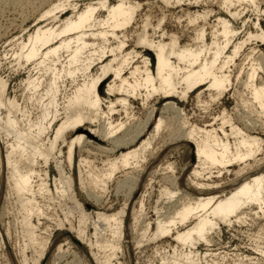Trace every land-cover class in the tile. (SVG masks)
<instances>
[{
  "label": "bare ground",
  "instance_id": "obj_1",
  "mask_svg": "<svg viewBox=\"0 0 264 264\" xmlns=\"http://www.w3.org/2000/svg\"><path fill=\"white\" fill-rule=\"evenodd\" d=\"M244 2H250L256 12L264 15L258 0H224V5L231 15L230 9ZM96 5V7L89 5L76 18H66L62 21L60 29H56L54 25L38 27L27 42L22 40L18 44V49L11 59L19 68L32 66L28 77L21 82L23 92L28 94L31 108L22 105L16 94L11 96L8 80L0 77V169L3 176L1 178H5L6 185L4 201L11 191L15 202L20 203L24 210V223L28 229L24 252L28 247L35 250L37 257L33 258V264H42L51 243L38 239L37 227L32 223L33 218L47 215L48 209L40 206V199L51 201L56 196L60 200L68 199L73 207L64 212L66 218L75 212L85 224L91 219V214L86 209L88 205L81 203L77 197L72 172L67 174L65 171V162L71 169L73 168L77 149L80 156L82 152L90 153L91 150L95 155L100 153L107 156L103 162L104 167L98 171L92 170L93 162L87 156L80 160L79 183L84 191L89 193L91 190H99L103 193L118 173H125L126 178L118 182L116 190L122 191L131 183L129 187V184L126 186L128 199L123 209L112 214L98 212L96 220L91 221L96 236L106 228H109L113 235L110 242H105L103 237L96 239L98 249L111 251L110 254L104 255L103 261H99L90 248V253L95 257L97 264H111L116 252L121 250L120 244L126 239L125 218L129 202L140 185H143L142 175L151 163L147 162V156H150L149 150L153 148V142L159 136L164 121L158 117L151 135L145 137V132L149 131L147 126L155 117L154 111L141 131L118 136L120 125L114 124L112 120L114 104L126 107L130 99L139 94L144 101L157 96L166 102L164 107L167 110L184 113L172 99L177 97L185 101L190 93L205 87L203 94L208 92L211 102H216L226 92L234 90V94L239 97L240 105L256 117L255 120L247 121L248 132L256 133L264 129V68L256 61H252L249 67L242 65L243 68L240 70L235 66L237 58L247 44L253 40L264 43V31L259 22L255 24V28L261 32L250 33L243 41H238V32L225 20H220L221 27L212 32L211 43L206 42L204 28L197 33L193 45H185L182 48H178L175 37H172L169 44L148 43L143 39L140 43L146 45L148 47L146 50L154 52L156 56L154 74L149 57L134 49H126V41L120 40V34L135 20L138 7L129 1L110 4L106 0H100ZM64 7L65 5L56 6L49 12L53 15V21L59 19L56 10H62ZM99 7L107 11V17L97 21L95 14ZM231 16L234 17L235 13ZM111 39L115 41L114 44H110ZM95 65H99V70L92 73ZM110 76L114 77L112 81H109ZM80 77L83 79L81 84L77 81ZM68 79L74 84L76 82V85L70 95L64 98L61 107L59 98ZM131 80L134 83H130ZM105 83H108L106 88L108 96L117 92L126 95L117 98L116 103L109 99L107 112L102 110L103 102L99 92ZM125 84L128 85L127 88L124 87ZM239 84L243 87L242 91L238 89ZM199 96L201 94H198ZM207 106L210 107L208 103ZM214 121L220 122L221 125L218 124L216 128L212 124L210 130L194 128L187 131L181 140L187 148L189 147L188 157L190 156L189 159L193 162L186 181L188 188H180L182 182L178 184L176 177L172 188L165 187L161 191L162 198L175 202V209L169 214L157 217L155 232L152 240H149L156 241L158 238L174 235V231L180 229V226L191 223L183 231L176 232L175 240L181 245L182 250L178 252L174 249L172 255L165 254L162 256L161 264H209L206 255L203 256L197 251L198 245L212 243L213 234L219 235L223 227L231 228L247 222L254 223L258 217L264 216V158H259L264 153V137L245 133L234 126L225 110L221 116L214 118ZM87 124L95 125V128H86ZM227 125L230 126V133ZM106 142L110 144L109 148L104 146ZM64 146L67 147L66 153L63 152ZM115 153L119 156L111 158ZM51 165H55L58 172V177H54L53 181L56 195L49 183ZM233 166L240 168L237 172L238 177L236 176L239 180L235 182L236 184L230 185V190L226 191L227 183L210 184L198 179L205 177V174L212 175L213 169L219 174L222 171H229L228 169ZM82 167L90 169L82 170L87 174L86 178L83 177L85 174H82ZM128 169L131 173L126 172ZM137 169L142 175L136 178L128 176ZM173 169L172 165L164 168L172 171ZM88 196L95 203H101L102 196L96 193ZM142 198L136 199L139 209L132 203L134 207L132 209L130 206L129 212L132 217L130 233L133 234L130 238L138 246L146 240L151 226L147 223L145 229L138 231L141 238L139 240L135 238L134 231L138 230L135 227L145 216ZM86 236V228L79 229L74 236L76 244L86 246L85 242H89V245H92ZM62 246V244L58 246L57 257L65 253ZM258 252L264 254L262 249ZM211 264L218 262L213 260Z\"/></svg>",
  "mask_w": 264,
  "mask_h": 264
},
{
  "label": "rangeland",
  "instance_id": "obj_2",
  "mask_svg": "<svg viewBox=\"0 0 264 264\" xmlns=\"http://www.w3.org/2000/svg\"><path fill=\"white\" fill-rule=\"evenodd\" d=\"M98 1L100 0H0V77L8 80L10 88L9 93L11 96L16 94L15 96H17L22 105L25 104L31 108V102H29L27 98L28 94L23 92L21 82L23 83L24 79L28 77L30 74L29 70H31L32 66L19 68L15 66L13 59H11L14 52L18 49V44L22 40L27 42L29 36L36 33L38 27H49L54 25L56 29H60L62 21L66 18H76L85 11L89 5L96 7ZM106 1L110 4H116L119 1H129L138 7L135 20L123 30L124 32L120 34V40L126 41V49H134L149 57L151 64H153V67H150L154 74H156V56L154 52L146 50L148 48L146 45L140 43L143 39L148 43L161 42L169 44L172 37H175L178 48H182L185 45H193L197 33L204 28L206 30V42L211 43L212 32L221 27L220 20L228 21L230 26L235 28L238 32V41L245 40L250 33L256 34L258 31L261 32L259 29L257 30L255 28V24L258 22L261 25V29L264 31V15L256 12L250 2H244L237 7L231 8V15L235 13V16L232 17L228 13L226 5H224V0ZM261 1L263 3H261ZM261 1L258 0V3L260 2L261 10H264V0ZM61 5H65V7L62 10H56L55 13L59 19L53 21V15H50L49 12L56 6ZM95 16L97 21L105 19L107 17V11L99 7ZM236 39L237 38H235V40ZM90 42L97 43V41L93 40H90ZM112 43H115L113 39H111L110 44ZM253 48L254 51H252ZM248 57H250V59H248ZM137 61L139 62L140 59H137ZM246 61H248V63H246ZM252 61L261 63L264 68V43L260 40H253L246 45L245 49L241 51L239 58H237L235 66L240 70L242 65L249 67ZM98 70L99 65H95L91 71L92 73H97ZM128 75L129 74H127V76ZM113 79V76L109 77V81ZM77 81L81 84L83 79L80 77ZM130 83H134L133 80H131ZM107 84L105 83L102 85L99 90L103 102L102 110L104 112L108 111L109 99H111V102L116 103L117 98L126 96L118 92L112 96H108L106 92ZM75 85L76 82L75 84L72 83L71 79H68L64 83L62 89L63 93L59 98V102L62 104L61 107L64 104V98L70 95ZM127 86L126 84L124 85L125 88H127ZM204 89L205 87H201L199 91L190 93L189 98L185 101L177 97L172 99V101L176 102L178 106L184 110V113L167 110L164 107L166 102L162 101L160 97L157 96L150 97L148 100L144 101L139 94L137 97L131 98L128 104H126V107H123L121 104H114L115 111L113 112L112 120L114 124L120 125V129L117 131L118 136L132 135L141 131L144 128V123L154 111L156 113L155 117L149 122L147 126L149 131L148 133L145 132V137L151 135L158 121V117L163 119L164 124L159 136L153 142V148L149 150L148 154H150V156H147V162L151 163L146 167L147 173L145 170L143 176L142 172L137 169L134 173L128 175L134 178L142 175L141 184L143 185H140L129 202V210L125 218L126 239L124 242H121V250L116 252V256L111 260V264H161L162 256L165 254L172 255L174 249L178 252L182 250L181 245L175 240V235L177 231H183L186 227L190 226L191 223H188L186 226H180V229L174 231V235L161 237L156 239V241H151V238L155 232L157 217L162 214H169L175 209V202L168 201L164 197L162 198L161 191H163L165 187L172 188V183L176 177L178 184L182 182L180 188L185 189V187H187V177L193 164L189 159L190 156L188 157V153L190 152V150H188L189 147L187 148L184 142L181 141L187 131L193 130L194 128H207L210 130V125L212 124L215 125L214 127L218 128L217 125H221V123L214 121V118L221 116L222 112L225 110L230 116L234 126H237L245 133H249V130L246 129L247 121L250 119L255 120L256 117L240 105L239 97L237 94H234V90L226 92L220 100L211 102L210 94H208V92L203 94ZM238 89L242 91V85L239 84ZM64 90L66 92H64ZM63 94L67 95L65 96ZM198 94H201V96L198 97ZM22 97L24 100H22ZM207 103L210 107H206ZM86 126V128H95V125L90 126V124H87ZM226 128L230 133V126L227 125ZM73 134L74 133L71 135L73 136ZM249 134L264 137V129L261 132H250ZM230 141L233 142V139L230 138ZM104 146L109 148L110 144L106 142ZM66 148V146L63 147L64 153L67 151ZM2 152L4 153L3 148ZM158 152L159 154H157ZM79 153V149H77L74 166L72 168L73 170L69 167L67 162H65V171L67 174L72 172L76 182L75 192L77 193V197L81 203L84 202L83 204L88 205L86 209L88 213L91 214V219H88L86 222L87 224H85L75 212H73V216L71 215L66 218L65 213L67 209L71 208V206L73 207V204H70L68 199L67 201H65L66 199L60 200L57 196L51 201L48 199H43L44 201L40 199V206H43V209H48L47 215L33 218L32 223L37 227L36 232L38 239L51 242L47 255L45 259L42 260V264H97L95 257L90 253V248L93 249V254L96 255L99 261L104 260L103 257L105 254L111 253L109 249H98L95 243L96 239L99 237H103L105 242H110L113 239L110 229H103L100 231L101 234L96 236V231L92 223L94 219L96 220V213L98 212L112 214L125 207L128 199V188L126 189V186L129 183L124 187L125 189L122 190L123 192L118 191V189L116 190L118 182L126 178L125 173H118L115 180L109 183L108 191H103L104 194L99 190V193L97 190H91L89 193L88 191H84L80 188L79 183L80 174L78 172V164L80 160L85 159L87 156V158L93 162V166H91L93 167L92 170L98 171L104 167L103 162L106 160L107 156L100 153L95 155L93 150H91L90 153L82 152L81 156ZM117 153L119 154V152ZM117 153L113 154L111 158L119 156ZM259 158H264V153L261 154ZM145 165L146 163L144 166ZM168 165L173 166V171L164 170ZM54 166L55 165H51V169L49 168V183L50 188L55 194V184L53 181L55 180L54 177H58V172ZM84 169L90 170L82 167L81 171ZM213 170L212 175L205 174V177L198 179L202 180L203 183L210 184L221 183L225 185L227 183L228 185L226 184L227 186L225 187L228 188L226 189L223 187L226 191L230 190L232 184H236L235 182L239 180L236 178V176L238 177L237 172L240 170L238 166L230 167L228 169L229 171H222L219 174L216 169ZM126 172L131 173V170L128 169ZM82 174H85L83 177L86 178L87 174L85 171H82ZM1 176L2 172L0 169V264H33V258L37 257L35 250L28 247L24 252L25 242L28 239V229L24 223V210L20 203L15 202L16 199L11 195V191L4 201L6 185L4 182L5 178L2 179L3 176L2 178ZM193 180H195V178ZM130 185L131 183L128 187ZM93 193L100 195V197L102 196L101 203L99 202L100 204L95 203L91 200V197L88 196V194ZM139 198H142L144 201L145 216L143 219H140L138 225L136 224L137 227L135 228H138V230H136L137 232L134 231L135 238L137 237L136 239L139 240L141 237L138 231H142L140 230L142 228L145 229L147 223L151 224L146 240H144L140 246L131 241L130 237H132L133 234L130 233V225L132 224L130 221H132V217L131 213H129L131 207L133 209L134 205L135 207L138 206L137 208L139 209V204L136 205ZM132 203L135 204L133 205ZM256 220V223L254 222L255 224L250 222L252 225L247 222V224L235 225L231 228L223 227L219 235L213 234L214 241L212 243L198 245L196 248L197 251H200L199 253L203 256L206 255V260L209 264H211L213 260H216L218 264H234L235 262H239V264H264V254L258 252L260 249L264 250V216L258 217ZM60 222L62 224H60ZM83 228H86V239L90 240L92 245H89V242H85L86 246H79L76 244L74 236H76V232L79 229ZM61 244L63 245L62 251L65 253L57 257L58 246ZM106 244L108 243H105V245Z\"/></svg>",
  "mask_w": 264,
  "mask_h": 264
},
{
  "label": "water",
  "instance_id": "obj_3",
  "mask_svg": "<svg viewBox=\"0 0 264 264\" xmlns=\"http://www.w3.org/2000/svg\"><path fill=\"white\" fill-rule=\"evenodd\" d=\"M76 242V241H75Z\"/></svg>",
  "mask_w": 264,
  "mask_h": 264
}]
</instances>
